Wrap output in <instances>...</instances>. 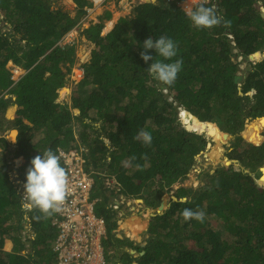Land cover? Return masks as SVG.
I'll list each match as a JSON object with an SVG mask.
<instances>
[{"label":"trees","instance_id":"obj_1","mask_svg":"<svg viewBox=\"0 0 264 264\" xmlns=\"http://www.w3.org/2000/svg\"><path fill=\"white\" fill-rule=\"evenodd\" d=\"M61 1L0 0V15L10 24L9 30L0 28V264H57L51 226L56 214L37 222V213L22 209L26 171L49 148L57 153L79 145L94 178L95 212L106 223L101 244L106 264H264V56L249 61L264 49V0L205 4L230 21L211 29H197L179 6L158 0L136 4L102 35L103 20L111 18L105 11L83 30L94 47L81 65L70 104L57 97L75 48L59 42L93 3L72 0V16ZM161 35L178 43L173 59L183 60L172 86L153 79L147 71L152 61L140 55L147 38ZM147 52L160 59L155 49ZM238 56L247 62L244 72ZM8 61L26 69L19 79L12 78ZM12 105L16 116L7 119ZM180 109L203 124L206 137L193 129L195 122L193 128L181 122ZM247 118L253 121L242 133L246 143L239 133ZM99 120L100 129L94 126ZM11 127L18 132L14 144L3 136ZM141 130L151 133V146L134 139ZM224 133L234 138L225 155L242 169L229 163L206 174L195 189L179 186L177 199L150 217L143 246L115 235L116 211L110 209L115 199H140L143 208L157 209L162 196L186 179L208 137L227 139ZM18 157L21 190L9 176ZM107 178L114 179V188L104 185ZM185 208L203 210L204 222L184 221ZM128 220L138 232L144 226L137 217ZM25 225L33 237L22 234ZM5 240L12 244L9 251L3 250Z\"/></svg>","mask_w":264,"mask_h":264},{"label":"rangeland","instance_id":"obj_2","mask_svg":"<svg viewBox=\"0 0 264 264\" xmlns=\"http://www.w3.org/2000/svg\"><path fill=\"white\" fill-rule=\"evenodd\" d=\"M91 1L93 3V0H91ZM101 2H102L101 0L98 3L95 2L94 4H92L91 8L87 9L89 12V20L85 21L86 26L98 23L100 21V17H102L104 15V12L109 11L111 13V18L108 21H111V25L108 29H111V26L117 21V19L119 17L130 15L132 8L136 4L139 3L137 0H103V2L102 3ZM61 5L64 8L69 9L70 12L73 11L75 8V7H72V4L68 0L61 1ZM185 6H188V5H185ZM185 10L189 11L192 9H189V7H186ZM108 21L103 20L104 26L101 30L102 33L106 32L108 30L107 29V22ZM0 28L3 31L10 29V24L5 23L3 21V18L1 15H0ZM105 28H106V30H105ZM79 35H80V33H79ZM77 36H76V38H74V41L76 43L75 44L76 47H74L75 48L74 49V57H75L74 65L71 68V72L68 76V80L66 81L64 86L58 90L57 100L61 101V102L62 101L66 102L67 104H70V96L75 91L76 84L79 82L80 78L82 77L81 65L86 60L89 59L90 52L94 47V44H92L88 40L85 41L84 39H82V37H80V38L78 37V39H77ZM88 53H89V56H88ZM263 53H264V49L261 52H256V53L252 54L250 56L249 61L253 62V63L260 61L262 59V57L264 56ZM85 57H86V59H85ZM242 59L243 58L238 56L236 58V61L239 62L240 71L244 72L245 69L248 68V65H247V62L245 61V59H243V60ZM6 68L9 70V72L11 73L12 78L14 80L19 79L20 76H22L24 74V72L26 71V69L23 68V66L16 65L12 61H8V63L6 64ZM17 69H21V71L18 74L16 73ZM63 88H66V92L64 94L61 93V90ZM250 94H251V92H250ZM12 106H14L15 110H17V108H18L17 105H12ZM12 106H9L7 108L6 114L12 108ZM73 112L75 114H77L78 110L74 109ZM6 114H5V116H6ZM12 115H13V117L11 119L15 118V116H16L15 111ZM91 115L95 116L94 113H91ZM183 115H184V117H183ZM185 115H186L185 112L182 109H180L178 112V117L181 120V122L184 124L190 123V125L192 126L191 128H193V125L191 123L195 122V120H192V119H190V117L188 115L187 116H185ZM252 121H253V119H250V118L246 119L245 124H244V129L239 133L240 136L243 135L242 133L245 130L246 125ZM112 123H110V124H112ZM101 124H102V121L99 120V121L95 122L94 126L98 129H100ZM113 124H115V123H113ZM195 127L199 132L204 131L203 124H201L199 120L195 122ZM193 129L196 131L195 128H193ZM10 131H16V129L11 127L9 130L5 131L3 136H5L6 139H7ZM262 131H261V133H262ZM75 132H76V136H77V132H78L77 127H75ZM102 132H103L102 130H99V132H98L99 135L102 136L103 135ZM208 139H209L210 143L207 141L206 149L201 151L200 154H198L196 156V162L193 165V167L189 170L186 179L182 183H177V184L173 185L172 188L166 194H164L162 196V198H161V202H163L162 211L169 206V203L171 201H174L177 199L176 198V189L179 186L191 187V188L195 189L202 184V182L206 178V174H212L218 166H227L229 163H231L230 165H232L235 169H242V168H240V166L237 163H233L225 155L226 152H229V147L234 140V138L232 136H228L227 139H213V138H209V137H208ZM243 139L247 143L246 139L245 138H243ZM218 140H221L222 142H219ZM105 141L107 142V140H105ZM9 142H10V140H9ZM14 142H15V140L10 142V143L14 144ZM225 160H227V162H225ZM22 162H23V158L18 157L16 159L12 160V163L10 164L9 176L18 185V190H21V187H22L21 179H20L21 172L18 171V168L21 166ZM245 171H248V169H246ZM253 174L255 175L256 173L253 172ZM112 181H113L112 178H107V179H105L104 182L109 184ZM257 181H258L257 183L260 184L259 183L260 180L257 179ZM156 211H157V209L153 210V209L146 208V207L143 208V204H142V201L140 199H137V200L129 199V204L126 205L124 203L123 205H121V210H120L118 216L120 217V220L122 221V223H124L126 221L129 225H131L129 223L128 219L130 217H137L139 219V221L144 225L143 228L140 230V232L137 233L136 237H131L132 241H134L135 244H137V243L145 244V242H144L145 239L147 237H149L147 234V231H146L147 227H148V223L150 221V217L153 216L154 212H156ZM131 227H132V225H131ZM124 230H126V228H124ZM31 232L32 231L30 230L29 226L25 225V229H23L22 234H25L26 236H28V234H29V237L30 236L33 237L34 235ZM124 232L127 233V231H118V234H120L123 237H126L124 235L125 234ZM128 238L131 239L130 237H128ZM6 241L7 240H5V242H4L3 250L9 251L10 245H6V243H7ZM26 246L30 248V243L26 242ZM29 248H27V249H29ZM130 251H133L132 254L136 255L135 254L136 251L134 249H130Z\"/></svg>","mask_w":264,"mask_h":264},{"label":"clouds","instance_id":"obj_3","mask_svg":"<svg viewBox=\"0 0 264 264\" xmlns=\"http://www.w3.org/2000/svg\"><path fill=\"white\" fill-rule=\"evenodd\" d=\"M185 12L192 25L197 29L230 26V21L223 20L217 14L215 7L205 6V3L199 4L194 10ZM143 48L145 51L140 53L141 58L145 62L152 61L147 68L149 75L166 86H172L176 82L178 73L183 66L182 58L173 59L178 55V43L170 37L161 35L155 40L152 37L147 38L143 42ZM149 49H155L156 56L160 57V59L154 60V57L147 52ZM134 139L140 140L146 147L152 144V135L145 130H141ZM132 159H135V157L133 156ZM61 160L62 156L49 148L43 154H38L32 158L30 166L27 168L21 204L24 211L37 213L33 217L37 222L60 213L71 195L69 174L66 167L61 164ZM126 201H129V199H126ZM118 214L119 212H116L119 223L117 222L113 232L123 238V236L118 234V231H123L119 229L122 221ZM205 216L206 213L203 210L194 211L190 208H185L182 211L184 221L194 219L203 223ZM124 235L126 238H131L126 233ZM141 245L143 246L144 244Z\"/></svg>","mask_w":264,"mask_h":264},{"label":"built area","instance_id":"obj_4","mask_svg":"<svg viewBox=\"0 0 264 264\" xmlns=\"http://www.w3.org/2000/svg\"><path fill=\"white\" fill-rule=\"evenodd\" d=\"M103 2V0H101ZM166 3L176 4L184 9H193L201 3H213V0H162ZM188 6H185L187 5ZM187 11V10H185ZM73 39H61L60 45H71ZM85 148L81 145L64 151L57 150L62 156L61 164L66 167L70 180L68 200L60 213H56L51 221V226L56 230L53 242V251L57 255V264H106L103 254L102 240L106 238V223L102 216L95 212L96 198L92 197L94 178L85 168ZM114 179L104 185L114 188ZM110 207L117 213L121 205L127 202L122 197L115 199ZM130 208V207H129ZM131 209V208H130ZM119 223V221L117 220Z\"/></svg>","mask_w":264,"mask_h":264},{"label":"crops","instance_id":"obj_5","mask_svg":"<svg viewBox=\"0 0 264 264\" xmlns=\"http://www.w3.org/2000/svg\"><path fill=\"white\" fill-rule=\"evenodd\" d=\"M62 1H64V0H62ZM71 4H72V7H75V4H74V2L72 1V0H68ZM95 3V1L93 0V4ZM102 3V2H101ZM100 3V4H101ZM139 4V3H138ZM74 13H75V11L73 10V11H71V15L73 16L74 15ZM89 20V12H88V10H86V13H85V15H83V16H81L79 19H78V21H77V23L75 24V26L67 33V34H65L64 36H63V38L62 39H64V40H68V39H73V42H72V44L71 45H74V47H76V43H75V41H74V38H76V36H77V39H78V37L80 38V37H82V39H84L85 41H86V38L84 37V35H83V30L85 29V28H87L88 26H86V24H85V21H88ZM113 26V25H112ZM112 26H111V28H112ZM110 29H108L106 32H108ZM79 33H80V35H79ZM61 41V40H60ZM87 55V54H86ZM88 56H89V53H88ZM87 56V57H88ZM85 59H86V57H85ZM119 228H120V226H119ZM121 230H123V231H127V233H126V235L127 236H129V234H128V229H126V230H124V228L122 229V228H120ZM117 236V235H116ZM117 237H119V236H117ZM120 238V237H119ZM11 247H12V245H11V243H10V249H11ZM131 252V251H130Z\"/></svg>","mask_w":264,"mask_h":264},{"label":"bare ground","instance_id":"obj_6","mask_svg":"<svg viewBox=\"0 0 264 264\" xmlns=\"http://www.w3.org/2000/svg\"><path fill=\"white\" fill-rule=\"evenodd\" d=\"M100 0H95V2L96 3H98ZM125 2V1H124ZM188 5V4H187ZM264 10V9H263ZM113 20V19H112ZM110 25H111V21H108L107 22V29L110 27ZM105 30H106V28H105ZM104 30V31H105ZM84 51V50H83ZM82 54V53H81ZM86 56V55H85ZM84 58V57H83ZM21 70L20 69H17V71H16V73L18 74L19 72H20ZM66 92V88H63L62 90H61V93H65ZM14 111H15V107L14 106H12V108L8 111V113H7V116H9V118H12L13 117V113H14ZM185 116H187V114L185 115ZM183 117H184V115H183ZM16 131H10L9 132V134H8V137H7V139L8 140H10V142H12V141H14L16 138ZM219 142H222L221 140H218ZM150 215V214H149ZM120 228H126V229H128V234H129V236H131V237H136V235H137V233H138V231H136V230H134L133 229V226L131 227V225H129L126 221L124 222V223H122V222H120ZM119 228V229H120ZM137 239V238H136ZM7 243H6V245H10V242H9V240H7L6 241Z\"/></svg>","mask_w":264,"mask_h":264},{"label":"water","instance_id":"obj_7","mask_svg":"<svg viewBox=\"0 0 264 264\" xmlns=\"http://www.w3.org/2000/svg\"><path fill=\"white\" fill-rule=\"evenodd\" d=\"M139 3H157V1L158 0H137ZM262 16L264 17V11H262ZM106 32H101V34L103 35V34H105ZM16 111V110H15ZM6 118L7 119H11V118H9V116H7V114H6ZM17 131V130H16ZM196 132L198 133V134H203V133H201V132H198L197 130H196ZM17 134H18V132H16V136H17ZM226 136H230V135H228L227 133H224ZM203 136L204 137H206L204 134H203ZM243 138H244V136L243 135H241ZM8 140V139H7ZM9 141V140H8ZM208 141V140H207ZM15 142H16V139H15ZM162 208H163V202H161L160 203V205L158 206V208H157V211L158 212H160L161 210H162ZM131 252H133V251H131ZM133 264H135V263H133Z\"/></svg>","mask_w":264,"mask_h":264}]
</instances>
